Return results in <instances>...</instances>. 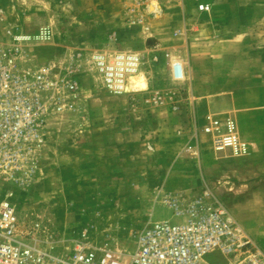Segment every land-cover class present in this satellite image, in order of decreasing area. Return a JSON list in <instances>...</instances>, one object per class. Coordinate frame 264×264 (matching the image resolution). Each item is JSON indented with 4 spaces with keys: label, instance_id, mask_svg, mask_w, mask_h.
Returning a JSON list of instances; mask_svg holds the SVG:
<instances>
[{
    "label": "rangeland",
    "instance_id": "374dc122",
    "mask_svg": "<svg viewBox=\"0 0 264 264\" xmlns=\"http://www.w3.org/2000/svg\"><path fill=\"white\" fill-rule=\"evenodd\" d=\"M130 5L121 28V0H0V39L32 37L24 66L52 68L66 97L77 83L75 108L46 124L34 174L0 178L20 236L53 258L79 242L128 255L150 220L184 222L172 200L209 191L264 253V0ZM121 52L141 59L117 92L97 59ZM208 116L234 119L248 154L217 151ZM205 259L235 262L218 249Z\"/></svg>",
    "mask_w": 264,
    "mask_h": 264
},
{
    "label": "built area",
    "instance_id": "2783aa9c",
    "mask_svg": "<svg viewBox=\"0 0 264 264\" xmlns=\"http://www.w3.org/2000/svg\"><path fill=\"white\" fill-rule=\"evenodd\" d=\"M45 35L43 29L39 37ZM31 38L12 34L9 39H0V178L8 180L25 181L34 174L49 118L76 106L72 100L76 97L74 79L69 80L66 97L61 95L60 78L52 68L46 71L24 66ZM140 59L137 53L121 52L112 62L104 56L97 60L110 87L122 92L131 86L130 77ZM202 129L217 151L248 154L249 145L241 138L234 119L208 116ZM170 205L184 222L150 220L138 234L131 254L79 242L71 254L53 258L20 236L16 204L0 197V264H209L205 256L214 249L234 257L233 264H264V253L209 191L194 201L174 199Z\"/></svg>",
    "mask_w": 264,
    "mask_h": 264
},
{
    "label": "crops",
    "instance_id": "0c3cea01",
    "mask_svg": "<svg viewBox=\"0 0 264 264\" xmlns=\"http://www.w3.org/2000/svg\"><path fill=\"white\" fill-rule=\"evenodd\" d=\"M130 0H121V28L122 26H129L127 19L131 16Z\"/></svg>",
    "mask_w": 264,
    "mask_h": 264
},
{
    "label": "bare ground",
    "instance_id": "6f19581e",
    "mask_svg": "<svg viewBox=\"0 0 264 264\" xmlns=\"http://www.w3.org/2000/svg\"><path fill=\"white\" fill-rule=\"evenodd\" d=\"M155 5L156 4H154V6ZM153 8H155V7H153ZM132 81H133L134 86L137 87L138 89H145L147 87V84L145 82V79L141 75L133 77L132 78Z\"/></svg>",
    "mask_w": 264,
    "mask_h": 264
}]
</instances>
